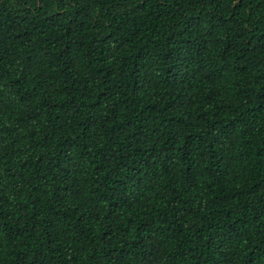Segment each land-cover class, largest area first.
Segmentation results:
<instances>
[{
  "label": "trees",
  "instance_id": "16d2710c",
  "mask_svg": "<svg viewBox=\"0 0 264 264\" xmlns=\"http://www.w3.org/2000/svg\"><path fill=\"white\" fill-rule=\"evenodd\" d=\"M0 264H264V0H0Z\"/></svg>",
  "mask_w": 264,
  "mask_h": 264
}]
</instances>
